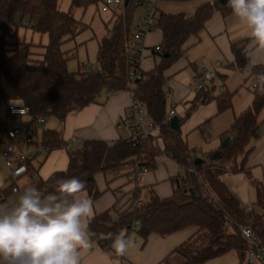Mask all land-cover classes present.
Instances as JSON below:
<instances>
[{"label": "trees", "instance_id": "16d2710c", "mask_svg": "<svg viewBox=\"0 0 264 264\" xmlns=\"http://www.w3.org/2000/svg\"><path fill=\"white\" fill-rule=\"evenodd\" d=\"M125 1L110 10V21L104 24V34L97 41L95 62L81 65L75 72L68 70L67 63L75 58L77 46L67 51L63 50V46L74 41L90 26L82 18L76 19L74 14L79 10L84 13L88 7L100 5L102 0H71L66 11L58 9L59 0L0 1V29L3 31L0 36L3 46L0 51V104H14L28 109L24 116L5 114L1 130L37 128L33 139L36 140L37 136L36 142L45 148V152L41 154L42 160L37 166L30 161L26 162V167L33 185L45 195L54 190L58 179L75 177L84 182L83 194L93 202L101 195L95 183L97 174L114 177L128 165H135V169L144 167L150 172L160 156L169 157L183 169L182 176L178 174L170 179L169 197L160 199L148 190L146 198H143L140 196L141 189L135 188L133 198L141 200L142 204L136 205L131 202L133 198L128 199L125 209L119 211L113 208L90 218L87 221L90 244H94L99 251L119 257L112 243L120 234L127 239L134 235L144 245L151 235L165 238L193 229V234L169 255H177L184 264H204L233 252L239 264H245L246 255L253 246L242 236L241 229L249 228L264 247V190L261 183L250 180L255 189V200L250 209H246L226 186L223 177L231 173L244 174L250 179L244 166L264 108V70L248 63L245 49L249 40L231 44L233 62L228 70L246 72L248 77H262L263 81L252 89L249 107L234 117L223 133L221 140L228 138L227 146L218 145L194 154L181 138V133L164 122L168 113L164 73L185 55L186 43L192 37L198 38L213 14L227 17L231 15V10L227 3L213 0L200 4L191 17L183 13L158 11L154 29L160 32L161 40L150 50L146 47L156 62L147 72L139 69L140 78L131 80L129 72L132 66L128 58L136 26L133 23L136 6L133 0ZM159 1L183 3L190 0ZM25 21L31 24L30 28L23 26ZM18 27L45 35L47 44L43 47L44 51L35 52L30 42L12 41L10 30L14 29L15 36ZM155 47H158L157 51ZM104 91L108 96L128 92L130 99L136 100L143 108L147 119L157 126L156 136L135 142L124 138L114 142L73 138L76 144L70 146V139L64 140L61 132L42 129L47 118L63 124L70 113L98 104ZM214 93L213 86L206 85L199 90L185 115L178 118L180 127L201 105L214 102L217 114L231 109L233 93L227 90L218 95ZM8 118L17 120V127L8 128ZM39 118L45 119L43 126L37 125ZM17 142L22 144L21 139ZM61 149L67 153L66 169L52 173L45 180L36 178V172L46 157L52 151ZM197 158L201 161L194 164ZM34 175L35 178L32 177ZM112 211L114 218L110 214ZM202 232L209 235L207 246L190 248L188 245L198 240Z\"/></svg>", "mask_w": 264, "mask_h": 264}, {"label": "crops", "instance_id": "0c3cea01", "mask_svg": "<svg viewBox=\"0 0 264 264\" xmlns=\"http://www.w3.org/2000/svg\"><path fill=\"white\" fill-rule=\"evenodd\" d=\"M210 1L213 0H190L183 3L159 1L158 11L167 14L183 13L185 16L191 17L200 4ZM141 15L137 18L136 24ZM153 30L144 40L145 46L149 50L157 46L161 40L160 32L156 29L154 30L156 32ZM245 39L249 40L245 49L248 63L264 70V52L252 50L247 29L243 24L238 22L232 14L222 17L219 13H215L205 24L198 38L192 40L185 55L164 73L168 85L166 88L168 95L167 93L166 95L168 98H172L175 103L170 105L168 111L174 109L177 119L185 115L194 99L195 94L191 91V87L195 79L201 76L203 70L212 69L214 72L209 81L210 86L215 88L214 95L225 90L233 93L230 110L217 114L214 102L201 105L180 127L182 129L186 125L188 133L203 128L206 137L203 142L204 145L208 146L207 150L220 145L223 133L229 128L233 118L251 104L252 89L249 92L250 89L247 88V90L244 87L247 85L249 87V84L251 86V83L255 81V76L248 77L246 72L228 70V66L233 62L230 51L231 44ZM75 40L80 42L79 46L84 45L87 54L89 51L88 63H94L98 40H95V37H91L90 34L83 39H80L79 35ZM75 40L66 43L63 50L67 51L76 47ZM149 50L144 51L139 63V69L142 72L151 70L156 62V58L150 55ZM187 70L192 72L186 73ZM247 91L250 94H246ZM130 102L128 92H117L108 96L107 92L104 91L99 97L98 104H92L81 111L70 113L63 124L57 121L58 123L53 125L54 127H43L42 129L59 131L64 140L76 138L80 141L114 142L122 138L116 129V123L129 113ZM240 106H243L242 109H237ZM4 118V104H0L1 124L4 123ZM259 120V126L249 144L250 152L244 166L250 179L244 174L231 173H227L223 177L226 186L246 209H250L255 200V189L250 180L253 179L255 182L261 183L264 190V108L259 115ZM35 161L32 163L33 165L38 163ZM67 163L66 150L52 151L38 168L36 178L45 180L52 173L65 170ZM134 169L135 165H128L114 177L103 174L95 176V183L101 195L92 202L94 211L87 218L86 223L90 218L104 211H111L113 208H117L119 211L125 209L128 199L133 198L135 188L141 189L140 196H144L143 198H146L148 190H151L160 199L169 197L171 195L170 179L179 174V167L167 156L157 157L153 170L144 174L136 182H129L126 176L132 173ZM1 187L0 179V189ZM110 214L111 217H115L114 211ZM193 232V229H186L165 238L151 235L144 245L141 239L130 235L128 239L134 241V244L130 245L125 253L120 254L119 257H115L114 254L103 253L94 244H90L80 250L81 264H160L161 262L165 264L173 258L174 254L169 255L173 249L184 243Z\"/></svg>", "mask_w": 264, "mask_h": 264}, {"label": "clouds", "instance_id": "9594fccd", "mask_svg": "<svg viewBox=\"0 0 264 264\" xmlns=\"http://www.w3.org/2000/svg\"><path fill=\"white\" fill-rule=\"evenodd\" d=\"M232 16L247 29L253 51L264 52V0H226ZM75 177L58 179L47 195L25 186L10 207H0V264H81L90 245L86 220L92 202ZM134 241L117 235L112 247L124 254Z\"/></svg>", "mask_w": 264, "mask_h": 264}, {"label": "built area", "instance_id": "2783aa9c", "mask_svg": "<svg viewBox=\"0 0 264 264\" xmlns=\"http://www.w3.org/2000/svg\"><path fill=\"white\" fill-rule=\"evenodd\" d=\"M124 1L125 0H102L100 12H110L111 9L122 5ZM158 3L159 0H133V4L136 7L143 8V13L134 28L132 42L129 46L130 56L128 62L132 66L129 72L131 80L140 78L141 74L138 66L146 50L144 40L155 27L158 14ZM23 26L30 28L31 24L25 21L23 22ZM2 34L3 31L0 29V36H2ZM2 49L3 46L0 44V51H2ZM154 50L157 51L158 47H155ZM88 67L90 68L91 65H88ZM213 73L212 69L203 70L201 76L195 79L191 91L196 94L206 86L211 80ZM262 81L263 78H256V80L251 83V88H256ZM4 112L9 116H24L28 113V109L14 104H4ZM145 117L146 114L143 108L139 106L136 100L131 98L129 113L116 123V129L119 134H121L122 138L130 142H135L141 138L155 137L157 134V126ZM172 117H175L174 109L168 111L164 122L168 124ZM44 122V118H39L37 120V125L43 126ZM1 127L0 123V157L9 175L6 180L7 185L0 189V207H10L15 204L25 186H35L27 173L26 162L37 160L41 154L45 152V148L36 142L37 136L35 137L36 140L33 139V135L37 132V128L35 127H30L27 130H18L15 128L1 130ZM18 139H21L22 144L17 142ZM69 142H71L70 146L76 144L73 138L70 139ZM147 172V168L138 167L127 175L126 179L129 182H136ZM32 177L35 178V175ZM22 179H25L24 183H21ZM131 202L136 205L142 204L141 200L135 198H133ZM241 234L253 246L246 255L245 264H264V247L261 245L260 241L253 237L249 228L241 229Z\"/></svg>", "mask_w": 264, "mask_h": 264}, {"label": "rangeland", "instance_id": "374dc122", "mask_svg": "<svg viewBox=\"0 0 264 264\" xmlns=\"http://www.w3.org/2000/svg\"><path fill=\"white\" fill-rule=\"evenodd\" d=\"M71 0H59L58 2V9L60 11H66L68 9V6L70 4ZM162 9V8H161ZM165 11V10H164ZM143 12V8L142 7H136L135 13H134V22L136 24V20L137 18L141 15V13ZM76 19L82 18V21L85 24H88L90 26V29L84 31L83 33L80 34V39H83L87 36L91 37H95V40H99L102 35L104 34V24H106L108 21H110L111 15L110 12L108 13H101L100 12V5L98 4L97 6H91L88 7L86 9V11L84 12V14L82 13V11H76L74 14ZM155 30V29H154ZM153 30V31H154ZM13 31L14 29L10 30V34L11 36V40L12 41H24L26 43H32L33 47H34V51L41 53L43 52V47L47 44V37L45 35H39L37 33H34L31 29H24L23 27H18L16 35H13ZM156 32V31H154ZM192 40H194V38L192 37L187 43H186V47L188 48L192 42ZM76 41V40H75ZM80 42L76 41V45H77V56H75L74 59L70 60L67 63V68L69 71L75 72L77 71L78 67H80L81 65L86 66L87 64H91L88 63L87 57L89 58V51L87 54V49L84 47V45H80ZM93 64V63H92ZM188 72H192L190 70H187L186 73ZM258 78V77H257ZM262 78V77H261ZM256 80V77H255ZM208 86H210V83L207 84ZM248 86V85H247ZM245 86L244 89L249 88L250 90H248L249 92H251V86L249 84V87ZM168 87V85H166V88ZM248 91L246 92V94H250L248 93ZM248 96V95H247ZM167 98V108H170V105L175 104L172 98ZM243 106H240V108L237 109H242ZM147 119V117H145ZM18 121L17 120H11L10 118H8V121L6 122V126L8 128H12V127H17L18 125ZM58 123L57 120L53 119V118H49L46 122V124L44 125V128H52L55 126V124ZM54 125V126H53ZM3 127V126H2ZM1 127V128H2ZM187 126H183V128L181 129V138L188 144V148L190 150L193 151L194 154H199V151H203V150H207L208 146L204 145V140H206V137L203 133V128L199 129V130H195V132L192 133H188L186 131ZM223 141V140H222ZM222 141L219 143L220 145L222 144ZM42 160V156H40L38 158L36 162H39ZM38 163L35 164V166H37ZM178 173L180 176L183 175V169L179 168ZM9 172L7 170V168L5 167L3 160L0 157V179L2 182V187L6 186V180L8 178ZM25 179L21 180V183H24ZM1 187V188H2ZM208 240H209V235L207 234V232H202L198 238V240H194L192 241L188 246L192 249H201L207 246L208 244ZM165 264H184V261L178 257L177 255L174 254L173 258L169 259ZM204 264H239L238 259L236 257V255L233 252L227 253L219 258H215L212 259Z\"/></svg>", "mask_w": 264, "mask_h": 264}, {"label": "water", "instance_id": "95a60500", "mask_svg": "<svg viewBox=\"0 0 264 264\" xmlns=\"http://www.w3.org/2000/svg\"><path fill=\"white\" fill-rule=\"evenodd\" d=\"M220 2L222 3V4H226V0H220ZM125 3H126V1H125ZM168 126L172 129V130H174V131H176V132H178V133H181V129H180V125H179V122H178V119L176 118V117H172L170 120H169V122H168ZM228 142H229V139L228 138H225L223 141H222V146L223 147H226L227 146V144H228ZM200 159L199 158H197L195 161H194V164H198V163H200Z\"/></svg>", "mask_w": 264, "mask_h": 264}]
</instances>
